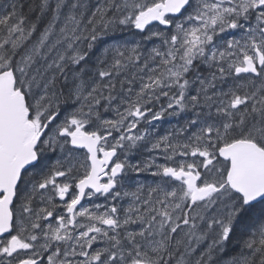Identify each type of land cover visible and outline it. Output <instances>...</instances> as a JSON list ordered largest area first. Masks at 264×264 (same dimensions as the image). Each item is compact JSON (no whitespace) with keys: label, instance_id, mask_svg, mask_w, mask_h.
Listing matches in <instances>:
<instances>
[{"label":"snow or ice","instance_id":"1","mask_svg":"<svg viewBox=\"0 0 264 264\" xmlns=\"http://www.w3.org/2000/svg\"><path fill=\"white\" fill-rule=\"evenodd\" d=\"M0 264H264V0H0Z\"/></svg>","mask_w":264,"mask_h":264},{"label":"flooded vegetation","instance_id":"2","mask_svg":"<svg viewBox=\"0 0 264 264\" xmlns=\"http://www.w3.org/2000/svg\"><path fill=\"white\" fill-rule=\"evenodd\" d=\"M158 123H159V122H158ZM168 126H169V125H168L167 123H165V124L163 125V128L166 129Z\"/></svg>","mask_w":264,"mask_h":264}]
</instances>
